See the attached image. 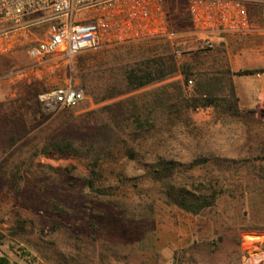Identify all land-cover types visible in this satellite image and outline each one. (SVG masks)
Here are the masks:
<instances>
[{
  "label": "rangeland",
  "instance_id": "374dc122",
  "mask_svg": "<svg viewBox=\"0 0 264 264\" xmlns=\"http://www.w3.org/2000/svg\"><path fill=\"white\" fill-rule=\"evenodd\" d=\"M166 5L181 54L169 41L149 40L88 49L72 62L56 54L37 64L25 50L0 55V256L9 264H264V100L240 104L255 115L208 107L166 121L155 100L165 85L184 83L180 71L102 100L124 89L126 65L172 53L179 67L192 64L193 84H183L189 97L197 75L225 64L257 70L233 76L244 87L264 77V2L248 6L256 31L223 35L206 51L196 47L188 2ZM67 84L82 86L85 97L43 115L38 94ZM133 112L152 124L133 143L136 159L92 166L83 152L99 144L97 127L131 129ZM65 143L82 155L60 150ZM159 156L177 164L167 181L202 180V191L219 192L215 204L191 213L168 203L166 185L148 173Z\"/></svg>",
  "mask_w": 264,
  "mask_h": 264
},
{
  "label": "built area",
  "instance_id": "2783aa9c",
  "mask_svg": "<svg viewBox=\"0 0 264 264\" xmlns=\"http://www.w3.org/2000/svg\"><path fill=\"white\" fill-rule=\"evenodd\" d=\"M167 0H0V55L25 50L37 64L56 54L72 62L85 50L109 45L169 41L177 54ZM198 50L218 37L256 31L248 6L264 0H186ZM43 29V36L37 32ZM193 79L188 80V85ZM80 85L67 84L38 94L43 115L77 105ZM165 264H172L167 262Z\"/></svg>",
  "mask_w": 264,
  "mask_h": 264
},
{
  "label": "trees",
  "instance_id": "16d2710c",
  "mask_svg": "<svg viewBox=\"0 0 264 264\" xmlns=\"http://www.w3.org/2000/svg\"><path fill=\"white\" fill-rule=\"evenodd\" d=\"M208 49L210 48L202 51ZM191 69L192 64L190 63H184L179 67L174 53L136 60L124 67V89L112 96H104L102 100L139 90L152 83L165 81L174 77L180 71L184 77V83L179 81L165 85L162 93L155 100L156 105L165 107L163 116H165L166 121L175 122L183 119L189 111L208 107H214L222 114L238 118L243 117L245 113L256 114L255 109L245 111L241 108L233 76L236 73L254 74L257 70L245 69L233 72L225 64L213 73L201 72L196 78V91L189 97L185 95L183 84L185 86L188 80L192 79L191 75L194 72ZM83 86L86 87V84H83ZM130 115L137 123L131 129L120 122L115 123L113 126L104 123L97 127L94 136L99 144L97 146L92 145L88 150H84L86 152H83V155L90 159L92 166L95 168L100 166L102 158L114 160L119 157H127L128 159H136L137 148L133 143L143 134L142 131L145 125L152 124L147 119L146 121L142 120V115L139 113L133 112ZM57 144L60 143L57 142ZM66 149L75 151L74 154L82 155L80 154L81 150H75L71 143H65L64 146L60 147L62 151ZM176 166L177 164L173 160H168L162 156H159L155 163L149 165L148 173L155 180L166 185L163 190L166 201L191 213H199L213 206L219 192L216 189L211 192L202 191L204 185L202 180H200V184H197L199 185L197 187L193 185L189 187L187 183L175 185L167 181L177 173ZM93 185V181L90 180L89 186L93 187ZM0 264H9V261L7 258L0 256Z\"/></svg>",
  "mask_w": 264,
  "mask_h": 264
},
{
  "label": "crops",
  "instance_id": "0c3cea01",
  "mask_svg": "<svg viewBox=\"0 0 264 264\" xmlns=\"http://www.w3.org/2000/svg\"><path fill=\"white\" fill-rule=\"evenodd\" d=\"M257 81L258 82L252 81L251 86L244 87L242 85V81L238 79L235 80L239 102L240 104L244 102L243 106H246L248 103L250 104V106H256L259 99L264 100V77L259 80L257 79ZM259 81L261 83L260 85H258Z\"/></svg>",
  "mask_w": 264,
  "mask_h": 264
}]
</instances>
